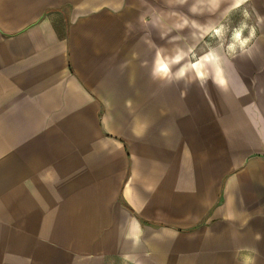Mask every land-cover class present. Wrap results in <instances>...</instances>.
I'll list each match as a JSON object with an SVG mask.
<instances>
[{
	"label": "crops",
	"instance_id": "1",
	"mask_svg": "<svg viewBox=\"0 0 264 264\" xmlns=\"http://www.w3.org/2000/svg\"><path fill=\"white\" fill-rule=\"evenodd\" d=\"M193 3L0 0V264H264V26ZM177 46L225 87L153 79Z\"/></svg>",
	"mask_w": 264,
	"mask_h": 264
},
{
	"label": "clouds",
	"instance_id": "2",
	"mask_svg": "<svg viewBox=\"0 0 264 264\" xmlns=\"http://www.w3.org/2000/svg\"><path fill=\"white\" fill-rule=\"evenodd\" d=\"M246 2L247 0H233L229 11L241 8ZM176 3L184 5L187 3V0H176ZM206 3L210 4L213 8H216L219 7L220 0H195V3L190 6L189 12L193 15L200 14L201 6ZM247 15V10H245L244 16L247 17ZM188 23V19L185 18L183 23L176 25V27L183 30L188 26ZM192 26L199 27L197 21L195 20L192 21ZM248 28L249 25L242 21L237 28L232 30L231 41L227 44V51L233 56V58H235L237 54V49L243 53L246 50V46L254 38V27L250 29L247 36H244V31ZM213 32L216 37L222 38L224 28L223 26L215 28ZM165 35L166 34H162L161 39H164ZM180 39V36H173L171 41H177ZM221 46H223V44ZM219 61L220 57L217 55L215 49H210L206 54L197 58L195 56L194 48L191 47L185 50L184 48L177 46L171 53H168L165 49L160 48L155 54L151 74L153 79L167 81L169 84L173 82L178 84L181 81L187 84L197 80L206 82L208 78H211L214 85L218 88H223L226 85V81L223 78H219L222 72V69L219 66ZM209 64L214 68V72L211 74H208L203 70L205 66ZM192 73H194V77ZM134 242L138 244L139 238H137ZM247 259L248 258H246V261Z\"/></svg>",
	"mask_w": 264,
	"mask_h": 264
},
{
	"label": "rangeland",
	"instance_id": "3",
	"mask_svg": "<svg viewBox=\"0 0 264 264\" xmlns=\"http://www.w3.org/2000/svg\"><path fill=\"white\" fill-rule=\"evenodd\" d=\"M247 10V17L244 16V11ZM244 21L249 25L248 29H245L244 36L248 35V32L252 27L256 29L257 24L264 26V9L260 10L258 13L254 9V5L252 2H248L241 8V12L236 14L235 16H227L225 19L221 21L218 27L223 26L224 33L222 38H218L212 34L211 36V45L223 44V46L227 47V44L231 41L232 30L237 28L241 22ZM217 27V28H218ZM256 32V30H255ZM256 34V33H255Z\"/></svg>",
	"mask_w": 264,
	"mask_h": 264
}]
</instances>
